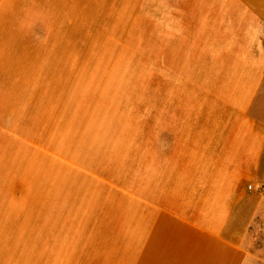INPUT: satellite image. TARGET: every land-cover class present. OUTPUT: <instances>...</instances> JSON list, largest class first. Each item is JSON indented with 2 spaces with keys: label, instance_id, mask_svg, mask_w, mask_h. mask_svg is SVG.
Returning a JSON list of instances; mask_svg holds the SVG:
<instances>
[{
  "label": "crops",
  "instance_id": "1",
  "mask_svg": "<svg viewBox=\"0 0 264 264\" xmlns=\"http://www.w3.org/2000/svg\"><path fill=\"white\" fill-rule=\"evenodd\" d=\"M144 24L150 121L64 136L97 31ZM17 183L0 264H264V0H0V213Z\"/></svg>",
  "mask_w": 264,
  "mask_h": 264
},
{
  "label": "rangeland",
  "instance_id": "2",
  "mask_svg": "<svg viewBox=\"0 0 264 264\" xmlns=\"http://www.w3.org/2000/svg\"><path fill=\"white\" fill-rule=\"evenodd\" d=\"M102 25L98 24L97 27ZM114 27L116 25H113ZM118 26V25H117ZM129 30L128 38L104 37L107 32L97 31L95 54L82 56L81 69L76 72L79 87L74 92V100L64 102L63 135L70 134L72 128L80 129V138L88 128L96 126H134L136 122H146L151 111L152 94V38L150 24ZM143 27V28H142ZM118 28V27H117ZM110 34H117L113 32ZM67 93L71 96V91ZM143 112L137 116V112ZM61 133V134H62ZM60 134V135H61ZM56 136H48L49 145ZM52 146V145H51ZM49 153V157H51ZM33 177L38 180V168H32ZM34 190V188H32ZM29 192L27 185H15L16 205H1L0 213V259L5 260L9 253V243L22 239L24 196ZM11 200V199H10ZM9 217L10 220L7 218ZM5 218V219H4ZM12 219L15 220L14 224ZM13 220V221H14ZM263 239L258 240L255 249L264 257Z\"/></svg>",
  "mask_w": 264,
  "mask_h": 264
},
{
  "label": "built area",
  "instance_id": "3",
  "mask_svg": "<svg viewBox=\"0 0 264 264\" xmlns=\"http://www.w3.org/2000/svg\"><path fill=\"white\" fill-rule=\"evenodd\" d=\"M249 188H252V185H249Z\"/></svg>",
  "mask_w": 264,
  "mask_h": 264
}]
</instances>
